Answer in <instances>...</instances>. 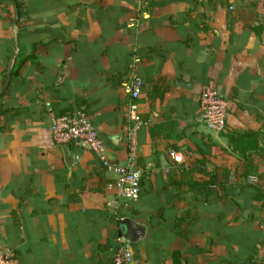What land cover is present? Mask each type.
Listing matches in <instances>:
<instances>
[{"label": "crops", "instance_id": "obj_1", "mask_svg": "<svg viewBox=\"0 0 264 264\" xmlns=\"http://www.w3.org/2000/svg\"><path fill=\"white\" fill-rule=\"evenodd\" d=\"M15 2L13 24L0 0V88L11 66L0 97V251L15 264H111L128 219L145 228L130 244L134 264H172L173 252L181 264H264V0ZM131 76L142 82L136 202L116 201L114 175L48 131L83 109L109 161L124 166ZM159 78L169 87L149 100ZM209 82L229 103L221 133L199 121ZM191 213L199 230L185 241L174 221Z\"/></svg>", "mask_w": 264, "mask_h": 264}, {"label": "built area", "instance_id": "obj_2", "mask_svg": "<svg viewBox=\"0 0 264 264\" xmlns=\"http://www.w3.org/2000/svg\"><path fill=\"white\" fill-rule=\"evenodd\" d=\"M141 1V0H139ZM142 82L136 76H131L124 86L128 95L127 120L131 123L126 129L127 158L124 166H118L109 161L106 156V145L99 136L96 128L83 109L64 114L51 119L48 131L55 144L68 142L82 146L89 150L99 161L101 167L114 175L110 187L115 191V200L136 202L139 198L140 184L144 178V171L137 164L136 133L142 123L137 111L136 101L140 97ZM199 121L202 126L213 133H221L225 129L228 101L222 97L215 84L209 82L203 86L198 94ZM168 156L179 162V154L173 151ZM256 182L251 176L246 181L248 186ZM117 249L113 254L111 264H134L133 252L130 244L119 235L116 238ZM0 264H15L13 255L0 251Z\"/></svg>", "mask_w": 264, "mask_h": 264}, {"label": "trees", "instance_id": "obj_3", "mask_svg": "<svg viewBox=\"0 0 264 264\" xmlns=\"http://www.w3.org/2000/svg\"><path fill=\"white\" fill-rule=\"evenodd\" d=\"M10 5L11 1L6 0ZM20 33V30H19ZM13 76V75H12ZM169 84L166 79L159 78L157 82L153 85L151 90V95L149 100L155 101H162L163 94L167 91ZM174 151V150H173ZM199 170V169H198ZM203 171V170H202ZM201 170L199 172H202ZM204 172V171H203ZM205 174V172H204ZM203 186L209 187L210 182L205 181L202 183ZM200 221L197 213L187 214L186 216L179 217L174 221V228L176 236L188 241L190 237H194L195 233L199 230V227L196 228V225ZM196 228V229H195ZM122 232V231H121ZM121 236V233L119 234ZM182 258L179 252H173L172 254V264H181Z\"/></svg>", "mask_w": 264, "mask_h": 264}, {"label": "water", "instance_id": "obj_4", "mask_svg": "<svg viewBox=\"0 0 264 264\" xmlns=\"http://www.w3.org/2000/svg\"><path fill=\"white\" fill-rule=\"evenodd\" d=\"M10 1L14 9L13 24H15L19 19V10L17 8L15 0H10ZM10 77H11V66L8 67L5 80L0 88V97L5 92V90L8 88V85L10 83ZM119 227L122 230L121 237L128 244H135L141 241L145 237V228L137 225L131 220H128V219L120 220Z\"/></svg>", "mask_w": 264, "mask_h": 264}]
</instances>
